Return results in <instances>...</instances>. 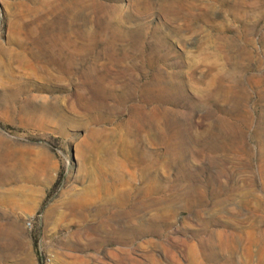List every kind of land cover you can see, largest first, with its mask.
Instances as JSON below:
<instances>
[{
  "label": "rangeland",
  "instance_id": "1",
  "mask_svg": "<svg viewBox=\"0 0 264 264\" xmlns=\"http://www.w3.org/2000/svg\"><path fill=\"white\" fill-rule=\"evenodd\" d=\"M0 264H264V0H0Z\"/></svg>",
  "mask_w": 264,
  "mask_h": 264
}]
</instances>
